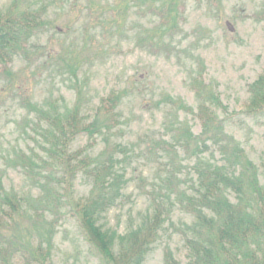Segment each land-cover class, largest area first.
Segmentation results:
<instances>
[{"label":"rangeland","instance_id":"1","mask_svg":"<svg viewBox=\"0 0 264 264\" xmlns=\"http://www.w3.org/2000/svg\"><path fill=\"white\" fill-rule=\"evenodd\" d=\"M124 2L0 0L3 15L30 10L43 20L23 50L5 69L0 66L3 189L31 201L41 193L29 175L10 163L18 150L43 155L35 141L39 136L30 104L53 103L60 111L77 106L84 119L91 121L102 98L119 95L115 109L107 117L101 114L108 130L91 138L80 134L71 145L72 149L85 147L93 155L105 146L109 152L114 145L122 146L123 152L115 157L125 171L126 183L117 203L99 221L118 234L151 212L154 200L167 204L164 194L174 200L176 187L190 192L194 157L181 151L167 154L159 141H171L165 133L179 124L199 134L198 100L191 80L197 74L207 86L204 92L209 91L206 97L212 92L221 102L211 108L225 133L256 166L264 186V116L246 113L248 86L264 70V0H179L175 26L157 47L145 35L147 30L153 35L157 10L142 13L144 7L132 6L121 17L123 26L117 27V11L122 14ZM203 155L216 164L224 163L215 146L210 145ZM90 188V182L78 175L60 206L45 210V221L16 216L12 229H3V245L9 244L7 239L17 244L29 240L32 247L46 245V223L51 220L54 232L42 264H104L103 257L87 244L75 215L76 204L85 201ZM229 198L233 200L232 195ZM191 221V215L177 204L171 206L143 264H162L166 247L184 264L182 230ZM17 249L15 263L40 264L20 245Z\"/></svg>","mask_w":264,"mask_h":264},{"label":"trees","instance_id":"2","mask_svg":"<svg viewBox=\"0 0 264 264\" xmlns=\"http://www.w3.org/2000/svg\"><path fill=\"white\" fill-rule=\"evenodd\" d=\"M178 2L125 0L120 8L122 14L117 11V27L123 26L125 19L121 17L132 6L144 7L142 13L156 9L158 21L152 26L153 35L151 30H147L145 35L149 44L157 47L158 43L163 44L164 35L175 26ZM42 24L43 20L36 11L0 13L2 69L23 50ZM162 47L166 48L165 45ZM191 80L198 100L196 117L201 124L199 134L193 135L186 124H179L165 133L171 135V141H159L162 146L165 145L162 148L167 154L172 151L175 156L181 151L187 157H194L190 167L193 174L190 192L176 187L174 200L170 198L171 194H164L167 204L154 200L153 210L123 234L99 223L102 216L117 203L126 183L125 171L115 157V154L123 152L122 146L114 145L111 152L105 146L94 155L85 147L71 148L80 134L91 138L108 130L101 114L107 117L115 109L120 96L110 94L102 98L91 121L84 119L77 106L64 107L60 111L53 103L30 104L36 117L33 121L34 132L39 136L35 141L43 155L18 150L10 163L29 175L41 193L31 201L5 191L0 182V264H19L13 261L17 245L21 246V251L29 252L31 260L40 264L44 262L45 256L49 255L53 221L46 223V245L39 243L35 247L28 244L29 240L17 244L8 239L9 244L4 246L3 229H12L16 216L36 222L45 221V210L52 212L60 206L64 197H68L67 190L78 175L89 181L91 188L85 201L76 204L75 215L87 244L103 257L104 264H143L159 237L171 206L175 204L192 217V221L182 230L186 251L184 264H264V186L259 182L256 166L233 138L225 133L222 120L212 110L211 107L221 105L217 96L210 92L211 96L206 97L209 91L204 92L207 86L199 74ZM248 91L246 113L264 116V70L249 84ZM167 100L173 101L170 98ZM179 106L185 109L183 104ZM210 145L218 149L223 164H216L204 157L203 153ZM167 181L171 186L170 177ZM229 195L233 196V200ZM162 264L182 263L166 247Z\"/></svg>","mask_w":264,"mask_h":264}]
</instances>
